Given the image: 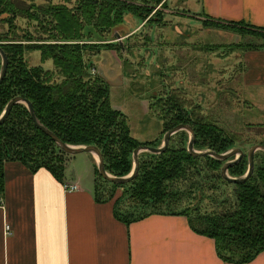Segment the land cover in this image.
<instances>
[{"label": "trees", "instance_id": "trees-1", "mask_svg": "<svg viewBox=\"0 0 264 264\" xmlns=\"http://www.w3.org/2000/svg\"><path fill=\"white\" fill-rule=\"evenodd\" d=\"M47 1L46 4H37L36 0H0V18L7 15L8 18L3 22L11 25V30L16 33L14 36L17 32L12 21L22 19L31 22L34 30L40 31V37L47 42L32 50L16 44L14 39L9 44H0V49L8 59L7 74L0 84V118L13 99L27 100L32 104L40 124L62 142L71 146L99 148L108 174L116 178L128 176L134 169V151L139 147H156L152 143H139L132 136L125 116L112 107L108 85L98 76L92 75L90 66L87 68L85 64V38L81 34L83 27L87 29L90 24L108 31L123 23L128 15L146 21V25H149L157 14H164L168 0H161L164 3L159 6L152 4L151 0H78L79 4L75 7L80 10L78 20L74 18L77 12L70 4L73 0H61L63 2L58 4L53 3V0ZM226 25L244 27L248 35L263 42L260 46H247L248 50L245 51L264 49V29L245 24ZM48 32H56L58 36L47 37ZM76 39L83 42L74 43ZM39 40L38 37L36 42ZM35 50L41 53L42 62L53 63L52 69L28 66L25 52ZM2 62L0 55V73ZM178 110L176 118L168 122L167 131L179 125H188L195 133V149L201 146L199 151L225 154L240 148L236 147V141L230 140L231 137L227 139L225 135H217L216 128H209L199 121L187 120L182 114L183 110ZM63 154L66 153L35 125L23 103L15 105L0 126V165L18 161L34 171L45 168L62 180L65 167L60 164L57 167L55 162ZM235 158L233 156L228 161ZM256 158L253 174L244 182L233 183L222 177V168L228 161H219L207 155L193 156L187 148L174 150L169 142L162 154L143 152L139 155V173L130 183L114 184L106 181L97 169L96 177L119 188L132 186V202L138 203L136 205H166L172 197L171 193L174 200L178 196L166 183L173 185L177 180L182 181L187 177L183 168L185 161H205L218 181L224 182L226 187H233V194L221 200L210 212L203 213L201 206L178 213L153 209L152 213L136 217L132 212L120 208L118 200L114 201L115 214L126 224L155 214L185 216L195 233L216 241L217 252L223 261L246 264L264 252V155L257 154ZM247 171V160L242 158L230 167L228 175L237 179ZM96 190L97 186L95 193ZM96 199L112 201L111 198ZM163 205L154 208H163Z\"/></svg>", "mask_w": 264, "mask_h": 264}, {"label": "rangeland", "instance_id": "rangeland-1", "mask_svg": "<svg viewBox=\"0 0 264 264\" xmlns=\"http://www.w3.org/2000/svg\"><path fill=\"white\" fill-rule=\"evenodd\" d=\"M151 1L158 6L164 3ZM62 2L53 0L55 4ZM36 3L48 1L36 0ZM70 4L77 8L79 3L73 0ZM166 4L164 14H157L149 25L144 26V21L128 15L123 23L108 31L91 24L84 29L81 25L85 41H73L85 44L83 52L87 68L90 66L91 74L108 85L111 105L125 116L132 136L141 144L152 143L160 148L168 132V122L176 118L178 109H182L187 120L216 128L217 135L231 137L230 140L236 141V147L246 152L254 145L264 144V96L259 94L264 93V89L256 88V92L252 91L253 87L243 86L241 63L247 46H260L263 42L248 35L244 27L211 20L198 22L183 10L181 0ZM79 11L77 9V16H74L77 20ZM6 18L7 15L0 18V44H9L14 39L16 44L30 50L42 47L39 44H47L40 37L41 32L35 31L34 25L27 20L12 21L17 32L14 36L11 25L3 22ZM116 33L122 39V45ZM46 34L50 38L58 36L56 32ZM38 37L40 42H36ZM24 57L30 67L53 68L51 61L42 62L39 51H27ZM190 138L186 131L177 133L172 136L170 147L186 149ZM200 147L195 150L201 152ZM257 154L264 155V152ZM90 156L88 153L63 154L55 166L60 164L65 171L67 168L69 175L80 172L89 182L95 176L96 197L111 198L113 202L120 200V208L136 217L152 213L153 209L178 213L192 211L198 206L203 213H208L233 194V187L218 181L205 161L187 160L183 164L187 177L173 185L166 183L178 193L176 200L171 193L166 205H136L138 203L132 202V186L119 188L109 184L96 177V170L93 176ZM157 205L164 207L154 208Z\"/></svg>", "mask_w": 264, "mask_h": 264}, {"label": "crops", "instance_id": "crops-1", "mask_svg": "<svg viewBox=\"0 0 264 264\" xmlns=\"http://www.w3.org/2000/svg\"><path fill=\"white\" fill-rule=\"evenodd\" d=\"M181 1L198 22L264 29V0ZM241 63L243 86L264 89V49L245 51ZM89 155L94 176L97 158ZM74 185L77 190H67ZM114 207L113 201L96 199L95 176L89 182L66 168L59 180L45 168L5 162L0 264H231L220 258L216 241L195 233L185 216L155 214L126 224ZM246 264H264V252Z\"/></svg>", "mask_w": 264, "mask_h": 264}, {"label": "water", "instance_id": "water-1", "mask_svg": "<svg viewBox=\"0 0 264 264\" xmlns=\"http://www.w3.org/2000/svg\"><path fill=\"white\" fill-rule=\"evenodd\" d=\"M115 36L118 40H120L119 34L116 33ZM121 40H120V42H122ZM120 44L122 45L123 42ZM0 55H1L2 60H3L2 69H1V73H0V84H1V82L3 81V79L5 78V76L7 74L8 59H7V56L3 53V51L1 49H0ZM20 103H23L27 106L35 125L42 132H44L47 136H49L57 144V146H59L66 154L77 155L80 153H88V154L95 155L97 158V170H98L100 176L104 180L109 181V182L114 183V184H127V183H130L131 181H133L139 173V155L143 152H149L152 154H162L168 148L169 142H170L172 136L179 133V132H185L186 131L190 134L191 138L189 140L187 150L193 156L207 155V156H210L216 160L223 161V162L228 161L233 156H236L235 160L226 162V164L222 168V177L225 180H227L229 182H233V183L244 182L253 174L254 169H255V153L257 150H260V149L264 150V147H262L260 145L252 147L248 153L249 167H248L247 173L241 178H237V179L231 178L228 175V171H229L230 167L236 165L240 161L241 157L243 156V151L240 148H235V149H232L225 154H216V153L209 151V150L197 152L194 148V142L196 139L194 131L188 125H179L176 128L169 130L165 134V138L163 141L164 144L160 148L139 147L138 149H136L133 153L134 169L131 172V174L128 176H125V177L116 178V177H113L107 173L105 166H104L103 155H102L101 151L99 150V148L94 147V146H71V145L65 144L53 132L49 131L43 125L40 124V122L38 121V119L35 115L32 104L27 100H23L21 98L13 99L7 105L4 114L0 118V126L3 125L4 122L7 120L10 112L13 109V107L17 104H20Z\"/></svg>", "mask_w": 264, "mask_h": 264}, {"label": "flooded vegetation", "instance_id": "flooded-vegetation-1", "mask_svg": "<svg viewBox=\"0 0 264 264\" xmlns=\"http://www.w3.org/2000/svg\"><path fill=\"white\" fill-rule=\"evenodd\" d=\"M258 145L264 147V144H257V145H254V146H258ZM254 146H253V147H254ZM250 150H251V149H250ZM250 150L248 149L247 152H246L245 150H242V151H243V156L241 157V160H242V158H245V159L247 160L248 167H249L248 153H249ZM259 151H260L261 153L264 152V150H261V149H260V150H257L256 153H255V157H256V155H257V153H258ZM255 166H256V160H255Z\"/></svg>", "mask_w": 264, "mask_h": 264}, {"label": "built area", "instance_id": "built-area-1", "mask_svg": "<svg viewBox=\"0 0 264 264\" xmlns=\"http://www.w3.org/2000/svg\"><path fill=\"white\" fill-rule=\"evenodd\" d=\"M94 72H95V71H93V73H94ZM68 189L71 190V191H74V190H77V186L74 185V186H71L70 188L67 187V190H68ZM8 231H10V227H9V226H7V232H8Z\"/></svg>", "mask_w": 264, "mask_h": 264}]
</instances>
